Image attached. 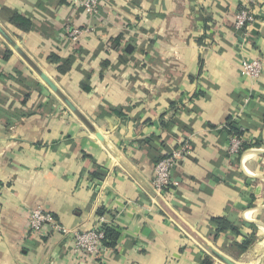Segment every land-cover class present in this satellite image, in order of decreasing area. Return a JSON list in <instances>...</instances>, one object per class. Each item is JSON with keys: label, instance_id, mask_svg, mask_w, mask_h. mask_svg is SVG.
Segmentation results:
<instances>
[{"label": "crops", "instance_id": "0c3cea01", "mask_svg": "<svg viewBox=\"0 0 264 264\" xmlns=\"http://www.w3.org/2000/svg\"><path fill=\"white\" fill-rule=\"evenodd\" d=\"M76 1L0 0L19 46L0 33V264H225L255 249L258 261L264 68L251 77L242 64L264 65V0L244 31L245 0H103L98 15ZM184 146L161 197L155 163ZM36 207L70 228L112 227L116 247L96 259L65 234L30 233Z\"/></svg>", "mask_w": 264, "mask_h": 264}, {"label": "built area", "instance_id": "2783aa9c", "mask_svg": "<svg viewBox=\"0 0 264 264\" xmlns=\"http://www.w3.org/2000/svg\"><path fill=\"white\" fill-rule=\"evenodd\" d=\"M76 2L80 3L91 15H98L103 0H81ZM252 3L253 0H245L244 7L236 13L237 30H246L247 27L256 20L255 12L252 9ZM84 31L85 29H67L68 37L73 40L77 39ZM242 67L246 75L259 77L263 71L264 65L262 60L254 59L245 60ZM244 141L243 137L233 134L229 141L228 153L233 157L240 156L245 151ZM185 146L174 150L173 153L162 157L155 163L153 184L157 194L161 197L169 196L174 191L172 169L177 164V159L184 154ZM28 223L30 233L47 235L49 232H55L70 236L73 240L75 251L78 253H83L96 259H103L112 251V247H109L105 242V228L101 224L91 229L84 230L70 228L58 222L53 214L43 207H36L31 210Z\"/></svg>", "mask_w": 264, "mask_h": 264}, {"label": "trees", "instance_id": "16d2710c", "mask_svg": "<svg viewBox=\"0 0 264 264\" xmlns=\"http://www.w3.org/2000/svg\"><path fill=\"white\" fill-rule=\"evenodd\" d=\"M11 21L14 22L17 26H20L22 28L28 29L31 26V23L26 18H24L22 15L17 14V13L12 14ZM116 41L118 42V40ZM56 60H59V58H57ZM62 65L63 66L61 69L64 71L66 70L65 66L69 65V63L67 60H65ZM229 130H230V133L232 134H236V135L243 134V131L240 130L239 126H237L233 122H231V124L229 125ZM162 157L164 156H160L157 160L161 159ZM104 228H105V233H106V237H105L106 244L109 247H116L117 240L119 238V233L112 227H104Z\"/></svg>", "mask_w": 264, "mask_h": 264}, {"label": "water", "instance_id": "95a60500", "mask_svg": "<svg viewBox=\"0 0 264 264\" xmlns=\"http://www.w3.org/2000/svg\"><path fill=\"white\" fill-rule=\"evenodd\" d=\"M0 33L3 34L5 36V38L10 41V43L16 48L19 49V46L17 45V43L9 36V34L3 29V27L0 25ZM38 73L40 74V76L42 77V79L51 87V89L58 93L63 99L64 101L69 105V107L73 110H76V107L73 105V103L67 98L65 97L59 87L56 85V83L41 69L37 68ZM100 136V135H99ZM223 261L225 262V264H237V262L232 261L226 257H222Z\"/></svg>", "mask_w": 264, "mask_h": 264}, {"label": "rangeland", "instance_id": "374dc122", "mask_svg": "<svg viewBox=\"0 0 264 264\" xmlns=\"http://www.w3.org/2000/svg\"><path fill=\"white\" fill-rule=\"evenodd\" d=\"M256 246H258V250H259L261 247V243L259 245H256ZM255 250H249L248 256L245 257L244 259H242L240 262H237V264H264V256L261 257L259 255L258 261H255L257 259L253 260V258L257 257L259 254L258 251L255 252Z\"/></svg>", "mask_w": 264, "mask_h": 264}]
</instances>
